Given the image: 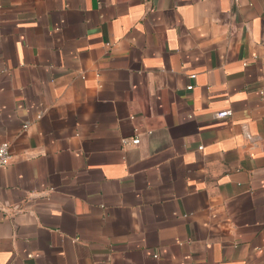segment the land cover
<instances>
[{
  "label": "crops",
  "instance_id": "crops-1",
  "mask_svg": "<svg viewBox=\"0 0 264 264\" xmlns=\"http://www.w3.org/2000/svg\"><path fill=\"white\" fill-rule=\"evenodd\" d=\"M2 143L0 264H264V0H0Z\"/></svg>",
  "mask_w": 264,
  "mask_h": 264
},
{
  "label": "built area",
  "instance_id": "built-area-1",
  "mask_svg": "<svg viewBox=\"0 0 264 264\" xmlns=\"http://www.w3.org/2000/svg\"><path fill=\"white\" fill-rule=\"evenodd\" d=\"M188 89L191 90L192 86H188ZM231 115V111L226 110L223 112H219L217 114L218 118H225ZM133 145H137L139 143L138 138H135L131 141ZM11 155H10V149L9 145L7 143L0 144V169L4 168L8 165L10 161Z\"/></svg>",
  "mask_w": 264,
  "mask_h": 264
}]
</instances>
